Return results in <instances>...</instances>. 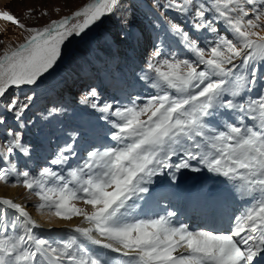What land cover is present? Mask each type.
I'll return each instance as SVG.
<instances>
[{
	"label": "snow or ice",
	"instance_id": "obj_1",
	"mask_svg": "<svg viewBox=\"0 0 264 264\" xmlns=\"http://www.w3.org/2000/svg\"><path fill=\"white\" fill-rule=\"evenodd\" d=\"M27 13L0 11V20L27 33L0 54V182L25 189L22 202L0 197V264L264 259V0H91L42 27L48 8ZM105 20L115 26L106 51L125 50L123 63L105 61L106 76L120 81L124 67L135 65L148 92L128 93L121 103L89 78L80 103L108 126L110 143L81 154L83 133L73 129L50 160L30 167L36 146L25 137L36 90L71 39ZM65 111L53 106L48 116ZM185 170L222 177L246 205L226 230H192L176 211L151 208L159 206L157 187L177 188ZM29 205L79 223L66 238L49 239L37 233Z\"/></svg>",
	"mask_w": 264,
	"mask_h": 264
},
{
	"label": "rangeland",
	"instance_id": "obj_2",
	"mask_svg": "<svg viewBox=\"0 0 264 264\" xmlns=\"http://www.w3.org/2000/svg\"><path fill=\"white\" fill-rule=\"evenodd\" d=\"M89 1L90 0H0V11H11L23 19L27 16V9L29 7H35L37 9V14L43 11L44 8H48L51 13L50 16L39 20V25L42 27L50 19H58L62 15L70 16L73 11L78 10V8L89 3ZM55 7H59L61 11L52 12L51 10ZM138 18L144 21L142 15L138 14ZM25 22L28 24L33 23L32 20H26ZM144 23L146 24L147 21H144ZM114 29L115 26L113 22L111 20H105L99 28L94 29L86 38H72L71 42L68 43L64 49L65 55L58 66L50 74L45 75L42 83L36 90L38 96L36 100L38 104H36L37 101H35L34 107H32L27 114L28 118L31 119L33 123L29 126V131L26 134L25 140L36 146L34 158L27 161L30 167L36 168L38 164L43 166L47 160H50L57 148L63 146L66 142L67 136L72 133L73 129H78L83 133L79 143L81 141L84 142L86 149L93 145L100 146L110 143V141L106 139L108 126L102 120L97 119L98 114H93L90 109L85 108L80 103V98L84 91L81 85L88 82L89 78L97 85H102L105 90L104 96L106 99L115 96L121 103L127 102L126 97L128 93L136 95L148 92V89L142 88L141 84L136 81L133 75V68L135 65L124 67L123 73H120L122 76L120 81L113 80L106 76L104 70L105 61L110 60L112 57H119L121 63H123L124 49L113 47L111 56L109 52L106 51L105 37L114 31ZM26 35L27 33L15 28L8 22L0 20V41H2V43H0V54L3 53L9 44L20 41L21 38ZM139 51L140 49H137V54ZM136 63H139L138 59ZM135 70L137 72L139 71L138 68ZM48 81L49 83H47ZM46 84L49 85L46 86ZM48 87L49 90H47L50 91L51 94L45 90ZM28 91V88H24L20 94L27 93ZM13 92H16V89H13ZM53 106L62 107L66 111L54 118L49 117L48 109ZM94 134H101L98 141L93 140L92 137ZM73 163H75V161H73ZM0 188H3L6 193L18 191L22 195L25 192V189L21 187L5 184L3 182H0ZM27 210L33 213V215L42 222L57 225V223H54V215H49L46 211L41 212L33 205H29ZM64 224L65 225L57 226L65 233H69L67 227L68 223Z\"/></svg>",
	"mask_w": 264,
	"mask_h": 264
},
{
	"label": "bare ground",
	"instance_id": "obj_3",
	"mask_svg": "<svg viewBox=\"0 0 264 264\" xmlns=\"http://www.w3.org/2000/svg\"><path fill=\"white\" fill-rule=\"evenodd\" d=\"M90 2L91 0L89 3ZM47 83H49V81ZM48 85L46 84V86ZM47 89L49 90V87L45 90ZM259 91V86H257L256 90L253 91L251 95L255 97L259 94ZM48 92L50 93V91ZM36 104H38V101ZM100 137L101 134H94L92 138L93 140L98 141ZM85 149L86 146L84 145V142L81 141L78 151L83 153ZM222 181V177H216L214 174H210L206 170L199 173L185 170L181 175L180 183L177 188H170L166 182L157 187L156 198L159 200V206L154 201L151 208L157 212H162L163 207H168L170 210L176 211L178 213L176 220L189 225L192 230H226L227 227H229V219L235 214H239L246 205L239 199L230 195L229 186ZM0 197L13 198L16 202H22L23 199L18 191L14 193H6L3 188H0ZM161 197H163V199H161ZM30 214L40 225V227L36 229L37 233L49 239L66 238L69 235V233H65L59 229L60 227L57 225L62 226L65 225L64 223H68L67 227L69 228L74 227L79 223V220L76 218H73L71 221H65L55 217L54 223H57V225H54L42 222L40 219L36 218L33 213ZM258 264H264V259L258 260Z\"/></svg>",
	"mask_w": 264,
	"mask_h": 264
}]
</instances>
